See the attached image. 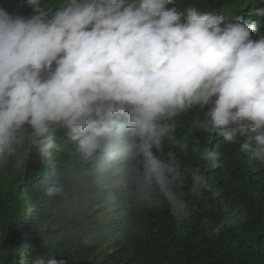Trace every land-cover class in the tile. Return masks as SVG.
I'll return each mask as SVG.
<instances>
[{
  "label": "clouds",
  "instance_id": "1",
  "mask_svg": "<svg viewBox=\"0 0 264 264\" xmlns=\"http://www.w3.org/2000/svg\"><path fill=\"white\" fill-rule=\"evenodd\" d=\"M247 2L217 12L174 0H27V17L0 8V169L19 164L22 150L47 159L73 144L65 178L47 180L43 194L85 246L100 220L127 206L166 204L178 223L190 221L186 181L197 198L220 191L200 166L165 151L188 153L175 139L183 114L195 110L200 129L264 163V35L253 36L264 7L245 20ZM199 158L219 166L218 152Z\"/></svg>",
  "mask_w": 264,
  "mask_h": 264
},
{
  "label": "trees",
  "instance_id": "2",
  "mask_svg": "<svg viewBox=\"0 0 264 264\" xmlns=\"http://www.w3.org/2000/svg\"><path fill=\"white\" fill-rule=\"evenodd\" d=\"M236 1L174 0L181 10L194 6L217 12ZM61 2L41 0V5L57 7ZM259 7H264V0H248L244 13L253 21ZM0 8L14 17L32 14L27 0H0ZM255 32L253 36L264 35V17ZM196 116L192 110L178 119L175 139L188 144L187 154L165 145V151H173L183 164L200 166L220 191L215 200L210 193L197 198L189 193L191 181H186V199L193 208L190 221L178 223L166 204L127 206L100 220L89 231L90 243L85 246L80 243L81 231L62 223L56 204L43 194L47 180L65 178L64 161L74 145L63 141L61 152L47 159L34 150H22L19 164L14 159L0 169V264H20L36 256L64 259L66 264H264V163L249 161L238 144L204 132L196 125ZM205 148L220 154L218 167L200 160ZM241 214L246 217L243 222ZM225 217L229 222L217 234L214 230Z\"/></svg>",
  "mask_w": 264,
  "mask_h": 264
},
{
  "label": "rangeland",
  "instance_id": "3",
  "mask_svg": "<svg viewBox=\"0 0 264 264\" xmlns=\"http://www.w3.org/2000/svg\"><path fill=\"white\" fill-rule=\"evenodd\" d=\"M246 1H240L239 2V6L241 7L242 5H244L243 3H245ZM237 5V4H236ZM235 9V8H234ZM222 14H224L227 18H233L237 15V10H233V9H226ZM243 17V19L246 20V16H247V13H243L241 15ZM64 158V157H63Z\"/></svg>",
  "mask_w": 264,
  "mask_h": 264
}]
</instances>
